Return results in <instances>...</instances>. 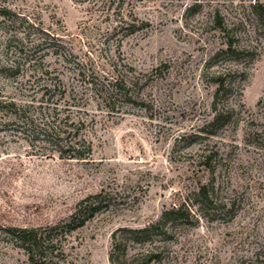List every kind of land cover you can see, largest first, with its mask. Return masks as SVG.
<instances>
[{
    "label": "rangeland",
    "instance_id": "1",
    "mask_svg": "<svg viewBox=\"0 0 264 264\" xmlns=\"http://www.w3.org/2000/svg\"><path fill=\"white\" fill-rule=\"evenodd\" d=\"M258 3L0 0V264H264Z\"/></svg>",
    "mask_w": 264,
    "mask_h": 264
},
{
    "label": "trees",
    "instance_id": "2",
    "mask_svg": "<svg viewBox=\"0 0 264 264\" xmlns=\"http://www.w3.org/2000/svg\"><path fill=\"white\" fill-rule=\"evenodd\" d=\"M256 9H257V14L259 15V17L261 18L260 21L261 23L264 25V4L263 3H258L257 5H255ZM227 52L230 53H234V52H238L240 53L241 50L238 49H234L233 44L230 42L227 44ZM213 83L216 85L217 87V93L220 94L221 91H224L226 89V79L223 78V75L219 74V75H214L213 77ZM217 100H215V105H214V111H215V115L212 119V121L210 123H208V127L219 123V122H223V120L226 119V116L228 115V117L230 118V115H232L233 112V108L230 107H218L217 104ZM205 130L207 131V129L205 128ZM208 132V131H207ZM198 196L202 197L203 199V203H205L207 205V203L210 205L211 204V199H210V195H209V190H208V186L207 184H204L201 186L200 190L197 193ZM190 217V212L189 209L185 208V205H180L177 207H173L172 209L168 210V211H164L161 218L153 223V224H149L146 225L143 228L140 229H132L130 231H128V233H130L131 237L134 238L136 241H140V242H144L146 241L152 234H155L157 230H163L165 227H167L168 222L170 221V218L173 219H181V218H186L188 219ZM87 220V217H82V219H79V223L78 226H82L85 224ZM7 232H9V234L13 235L15 238H17L18 240L22 241L23 243H28L30 244H37V233H35L34 230L32 229H26V228H20V227H9L6 229ZM127 231V230H125ZM164 232V231H162ZM114 249L111 253V262L112 264H118V260L120 257L122 258H126V254H127V244L124 242L123 238H119L117 237V235H114ZM28 245V246H29ZM160 258V256L158 255V253H153V252H148L145 254H142L140 256V258H138V261H141V263L138 264H151L153 262V260ZM127 263V262H126Z\"/></svg>",
    "mask_w": 264,
    "mask_h": 264
}]
</instances>
